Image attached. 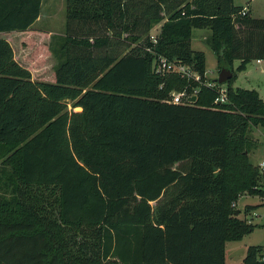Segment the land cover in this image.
I'll return each mask as SVG.
<instances>
[{"label": "trees", "instance_id": "16d2710c", "mask_svg": "<svg viewBox=\"0 0 264 264\" xmlns=\"http://www.w3.org/2000/svg\"><path fill=\"white\" fill-rule=\"evenodd\" d=\"M42 1L0 0V264H226L227 242L254 229L233 204L264 197L248 137L264 100L231 84L235 60H264V18L234 0H66L65 33L34 53L57 60L46 81L2 36L31 30ZM197 28L233 72L225 104L153 71L163 54L205 80ZM197 87L196 102L169 101ZM242 264H264V245Z\"/></svg>", "mask_w": 264, "mask_h": 264}, {"label": "rangeland", "instance_id": "374dc122", "mask_svg": "<svg viewBox=\"0 0 264 264\" xmlns=\"http://www.w3.org/2000/svg\"><path fill=\"white\" fill-rule=\"evenodd\" d=\"M237 6H247L250 9V16L254 19L264 18V0H234ZM66 0H43L41 15L34 23L33 28L28 33H5L11 39L15 50L18 52L20 58H25L30 64L43 68L47 73L51 70L54 72V66L57 63L54 55L37 51L34 55L37 46H48L52 38L62 35L66 30ZM158 26V25H156ZM127 35V34H125ZM211 31L209 29H194L192 35V47L195 50L202 51L206 56V78L209 80L216 79L219 76V62L218 56L214 51L213 45L210 41ZM3 36V35H2ZM145 36V35H144ZM143 36V38H144ZM5 37V36H4ZM26 37V38H25ZM32 39V43L28 39ZM25 40V43H23ZM122 44L120 49L125 48ZM119 47V46H118ZM23 50V51H22ZM25 50V51H24ZM46 52V50L44 49ZM23 52V53H22ZM44 54V55H43ZM42 60L43 63L38 64ZM241 64L240 60L233 62V72L235 74L234 80L231 82L233 87H242L246 89H256L260 97L264 100V60H252L244 70H239ZM228 84L224 83L226 86ZM71 108V107H70ZM260 126L251 125L248 131V137L252 142H255L257 150L253 148L251 152V160L258 165L263 159L261 153L264 152V132ZM255 149V150H254ZM257 152L256 154L254 152ZM188 162H182L175 165L177 168H186ZM264 183V177L262 179ZM258 196H242L237 204V214L240 218H247L254 224L253 231L245 234L242 239L236 241H229L226 244V264H242L249 246L264 245V214L263 211H258L261 216H257L252 211L253 208L247 206L257 203Z\"/></svg>", "mask_w": 264, "mask_h": 264}, {"label": "built area", "instance_id": "2783aa9c", "mask_svg": "<svg viewBox=\"0 0 264 264\" xmlns=\"http://www.w3.org/2000/svg\"><path fill=\"white\" fill-rule=\"evenodd\" d=\"M249 7L245 6L241 14L246 15L249 11ZM158 26H154L152 30L149 33V39L151 42V45H145V50L148 52H153V47L158 43L159 40V34L161 31L162 23L157 24ZM262 60L259 59L258 62H261ZM153 71L161 76H166L169 74H177L182 78H186L188 80H194L198 81L200 84H203L207 87H210L217 91V97L215 98L216 104H225L229 102L228 97V87L225 86L224 83H219L217 78L211 79L206 78L203 79V76L201 73L194 67V65L188 64L183 62L179 59H170L167 56L163 54H158L155 56L154 63H153ZM207 72V71H206ZM205 72V76L207 77ZM199 87L194 88L192 92L188 91V88H185L183 90H175L171 93V98L169 101L173 103H183V102H191L190 98L192 96L198 97L199 93Z\"/></svg>", "mask_w": 264, "mask_h": 264}, {"label": "crops", "instance_id": "0c3cea01", "mask_svg": "<svg viewBox=\"0 0 264 264\" xmlns=\"http://www.w3.org/2000/svg\"><path fill=\"white\" fill-rule=\"evenodd\" d=\"M34 25V24H33ZM33 28V27H32ZM29 31H31V30H28V31H23V32H13L14 34H17V33H24V32H26V33H28ZM3 36H5L10 42H11V44H12V46H13V48H14V51H15V58H16V60L17 61H19L20 63H22L23 65H25L27 68H29L30 70H31V72H32V74H33V77L34 78H36V79H43V80H46V81H50V80H52V77H53V71L51 70L50 72H48L47 73V70H45L46 68H45V66H43V68H37V66H35V65H33V64H30L25 58H20L19 56H18V52L15 50V47H14V45H13V43H12V41H11V39L10 38H8L7 36H6V34H2ZM23 51V50H22ZM25 51V50H24ZM23 53V52H22ZM261 128H263L264 129V127H262V126H260ZM263 132H264V130H263ZM256 147V144H255V142H254V147L253 148H255ZM258 148V147H257ZM257 148H255L256 150H257ZM254 149V150H255ZM255 154L257 153L256 151L254 152ZM260 156H262V160L260 161V163L257 165L259 168H260V170H261V173L263 174V177H264V152L263 153H261V155ZM250 157H251V153H250ZM256 165V164H255ZM263 177H262V179H263ZM247 195H249V194H245V195H242V196H247ZM241 196V197H242ZM252 196H258V198H259V200H258V202L257 203H254V204H251V205H258V204H261V206H257L256 208H254V210L252 211L253 213H255L257 216H261V214L260 213H258V211H263V214H264V197H261V196H259V195H252ZM240 197V198H241ZM240 198H239V200H240ZM238 200V201H239ZM238 201L237 202H235L233 205L234 206H236L237 207V204H238ZM239 210V209H238ZM250 221V220H249ZM251 222V221H250Z\"/></svg>", "mask_w": 264, "mask_h": 264}, {"label": "water", "instance_id": "95a60500", "mask_svg": "<svg viewBox=\"0 0 264 264\" xmlns=\"http://www.w3.org/2000/svg\"><path fill=\"white\" fill-rule=\"evenodd\" d=\"M233 77V72L230 68H227V67H222L220 70H219V76L217 78L218 82L219 83H226L228 82L229 80H231ZM190 100L192 102H196L197 100V97L196 96H192L190 98ZM240 213V210H237L236 211V214H239Z\"/></svg>", "mask_w": 264, "mask_h": 264}]
</instances>
